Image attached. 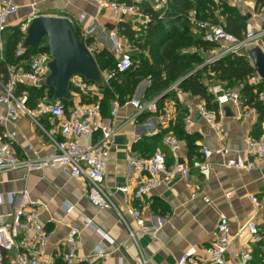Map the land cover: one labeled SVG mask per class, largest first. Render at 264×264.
I'll use <instances>...</instances> for the list:
<instances>
[{"label": "crops", "instance_id": "0c3cea01", "mask_svg": "<svg viewBox=\"0 0 264 264\" xmlns=\"http://www.w3.org/2000/svg\"><path fill=\"white\" fill-rule=\"evenodd\" d=\"M19 5L18 12L9 18V26L15 27L21 20L36 15L68 16L77 30L91 28L89 39L96 55L100 51L108 50L116 58L109 39V31L116 29L121 41L126 43L122 35L120 24H126L140 31L142 24L149 17L145 14L143 21L137 20L129 14H117L110 8H101L90 0H15ZM139 6L144 3L155 10H161L158 0L142 2L135 0ZM240 8H248L255 4V0H236ZM245 14V13H242ZM247 19V28L264 30V14L253 13ZM194 32L200 33L196 28ZM1 45V40H0ZM2 46V45H1ZM219 44L214 50L201 52L205 63L221 50ZM208 64V63H206ZM147 84L144 85V82ZM218 82V81H217ZM143 85V86H142ZM149 80L142 81L134 95L145 102L144 93ZM142 87L141 92L139 89ZM1 91V87H0ZM176 96L180 105L188 109V117L192 119V130L200 138L199 158L203 156V146L213 151L222 147L230 149V156L243 154L246 140L249 136L256 137L263 131V121L260 115H244L241 108L229 102L219 108L218 119L223 127L222 133L217 134L214 127L199 114L197 106L203 100L194 94L177 90ZM133 97V98H134ZM177 98L168 97L164 102L161 113H154L145 120L139 118L130 120L134 115V107L126 100L121 103L118 116H111V103L107 113L102 117L111 126L118 128L116 135L117 147L110 154L107 171L106 187L114 192L118 206L125 210L128 205L123 193L117 188L127 185L131 188L137 186L144 174L130 168L127 157L130 154L142 155L143 152L134 146L144 137L152 138V147L165 151L169 163L176 158L164 146L162 133L172 129L173 122L178 115ZM73 107L74 100L69 101ZM7 108L0 105V127L3 132L17 131L15 148L18 155L25 159L36 155L28 147H34L39 155L54 152L51 141L45 137L31 118L26 115L16 120L7 119ZM151 120L152 127L157 133H149L144 126ZM43 124L49 130L54 129L52 120L43 119ZM154 139V140H153ZM144 141V140H142ZM179 155L191 165V174L187 179L169 175L163 184L156 188L151 195L143 200H135L132 205L139 207L143 212V219L147 230L140 227L134 218L127 216L125 223L113 208H100L95 206L87 194V182L84 178L73 177L69 170L63 168H44L29 171L22 166L17 169L0 172V193L8 202V195H16L15 206L21 202V194L28 190L40 211V216L53 231V236L47 246L46 259L55 260L56 264H64L63 254L66 249L63 239L72 228L79 231V253L84 258L97 256V249L103 252L95 264H138L145 260L147 264H178L179 257L188 253L190 258L208 259L205 248L215 239L218 223L222 216H226L231 226L232 246L228 259L235 264L240 252L251 243L249 222L264 230V207L257 208L251 201L252 195H257L264 202V166L259 165L251 172L226 167L224 159L218 154L209 158L211 171L204 174L199 168L193 166L197 155L190 160L187 141L184 140ZM142 143V142H141ZM145 145V144H142ZM141 148V145L138 146ZM152 152L153 151L151 148ZM210 201L207 202L206 199ZM73 205L68 210L67 204ZM7 204L3 209H7ZM87 217L92 218L93 225L87 224ZM131 230L133 232H131ZM259 243L253 244V258L250 264H264V248ZM5 264H13L16 252H4Z\"/></svg>", "mask_w": 264, "mask_h": 264}, {"label": "built area", "instance_id": "2783aa9c", "mask_svg": "<svg viewBox=\"0 0 264 264\" xmlns=\"http://www.w3.org/2000/svg\"><path fill=\"white\" fill-rule=\"evenodd\" d=\"M99 9L110 8L117 14H129L135 16L137 20L143 21L145 14L135 0H90ZM142 2H154V0H141ZM160 8H166L169 0H158ZM255 13V4L251 6ZM19 10V5L15 0H0V35L9 26V18ZM264 14V7L261 12ZM190 21L196 29L203 34V38L211 43L222 44L221 50L214 56H210L209 63L221 58L231 52H240L250 47L257 46L264 53V30L248 29L242 38L225 29L221 24H214L209 20L197 18L196 11H191ZM33 17H27L18 24L21 32L25 34ZM91 28L81 31L83 40L93 52V44L89 42ZM109 39L116 54V72H126L133 66V59L130 48L121 41L116 29L109 31ZM2 45V43H1ZM51 60L49 51H42L32 55L29 60L18 65L10 66V78L7 84L0 81V105L7 108V119L14 121L21 115L29 116L43 135L47 137L53 147L54 152L46 155H39L34 147L29 146V151L36 155L28 158H21L15 148L17 131L11 130L0 133V172L5 170L26 167L29 171L44 168H63L69 170L70 174L76 178H84L87 182V194L91 202L100 208H113L120 218L127 223V216L135 219L137 224L147 230L143 219V212L139 207L132 205L135 200H143L146 196L161 186L165 178L169 175L179 176L187 179L191 174V165L179 155L184 141L178 138L173 132H168L163 137V144L166 146L176 160L169 163L166 153L158 149L154 154L147 157H140L130 154L127 162L130 168L144 174L141 182L131 188L127 185L119 186L117 189L123 193L125 202L128 205L122 210L116 200L114 192H111L106 185L107 171L110 162V154L113 148L117 147L116 135L119 129L111 126L102 117L101 100L104 92L99 85L87 82L84 78L75 75L72 78L74 105L67 107L64 101H49L47 92L45 96L38 100L35 107H30L28 90H23L20 95L16 94L18 86L22 85H42L49 73V62ZM106 78L108 79V77ZM249 83L254 86L260 85L264 79L256 71L250 78ZM174 85L173 87H175ZM243 83L235 88H228L220 83L212 85L209 83L208 90L214 95L215 102L220 108L232 102L242 109L244 115H260L256 105H246L242 93ZM157 98L149 101H142L132 98L128 101L135 113L130 120H137L144 112L157 111ZM257 101L264 103V90L258 92ZM118 97L111 101V116L115 119L121 108ZM201 117L208 121L217 134H221L223 127L215 111L206 107L204 102L197 106ZM52 120L55 127L49 130L43 124V119ZM192 119L188 117L185 121V129L188 134L193 133ZM151 120L145 122L149 133H157V128L152 127ZM204 158H196L193 166L199 168L208 175L211 171L209 158L213 154L223 157L226 167L237 170L251 172L259 165L264 166V121L263 131L259 136H249L246 140L244 153L230 156V149L222 147L213 151L208 146H203ZM21 202L15 206L16 195L10 193L8 202L5 196L0 193V264H5L4 252H16L13 264H56L55 260H47V246L53 236V231L49 229L47 223L40 216L37 204L31 200L28 190L22 192ZM207 202L210 200L207 198ZM251 201L257 208L264 207V202L257 195L251 196ZM7 204V209L3 206ZM68 210L73 205L67 204ZM87 224L93 225V220L87 217ZM251 232V243L240 252L238 261L235 264H250L253 258V244L259 242L264 236V230L259 229L255 223L247 224ZM131 232H133L131 230ZM79 231L72 228L63 239L65 251L63 254L64 264H95L103 257L100 248L97 249V256L84 258L79 253ZM231 226L228 218L222 216L217 227V233L213 242L205 248L208 259L190 258L188 253L182 254L178 259V264H230L228 255L231 250L233 238L231 236ZM138 264H147L145 260Z\"/></svg>", "mask_w": 264, "mask_h": 264}, {"label": "trees", "instance_id": "16d2710c", "mask_svg": "<svg viewBox=\"0 0 264 264\" xmlns=\"http://www.w3.org/2000/svg\"><path fill=\"white\" fill-rule=\"evenodd\" d=\"M139 7L149 17V20L142 24L145 32L144 37L142 28L137 31L129 25L120 24L121 31L132 48L140 47L149 50L150 56H141L134 60L131 53L133 59L131 69L126 72H116L110 76L116 70V58L108 50L100 51L95 55L103 74L110 76L105 79L103 85H100L104 92V97L101 100L102 112L107 113L111 101L116 97L121 103L132 99L139 84L144 80H149V85L144 93L145 101L156 99L163 93L164 95L156 101L157 111L144 112L139 117L140 120L143 121L154 113H161L160 110L163 109L164 102L168 97L177 98V90L199 96L208 109L219 115L218 104L215 102L214 95L208 90L210 81H218L228 88H235L243 83L242 93L245 104L256 105L260 119L264 121V103L257 101L258 92L264 90V81L258 86L249 83L248 80L256 72V69L248 54L245 51L231 52L206 64L201 52L212 51L218 44L208 42L203 38L202 33L194 32L196 26L189 18L191 11L194 10L198 19L221 24L227 31L242 38L247 29V19L236 5L232 6L228 2L219 5L215 0H169L168 6L161 10H155L145 3ZM263 7L264 0H255L256 12H261ZM218 8H221V11L217 13ZM77 31L82 38L80 31ZM24 36L25 34L18 26L7 27L0 35L2 43V46L0 45V81L3 84H7L9 81L10 66L29 60L35 53L48 51L47 40H44L38 48L24 49L22 47ZM89 42L91 43L92 40L89 39ZM196 68L198 70L190 74ZM174 85L176 86L173 87ZM25 89L29 92L27 104L32 108L36 106L38 100L45 96L46 92L49 101H53V90L48 88L45 83L42 85L21 84L18 86L16 94L20 95ZM73 89L71 83V91ZM64 103L69 107V101H64ZM177 108V119L173 122L171 130L162 133V140L168 132H173L178 138L187 141L190 160L195 155L199 158L197 141L200 136L194 132L187 133L185 121L188 109L180 105L178 98ZM2 132L0 127V133ZM142 140L134 146L135 149L144 151L142 155L138 156L147 157L157 151V146L152 147L151 137H143ZM139 145L141 148L138 147ZM151 148L156 151L151 153ZM258 243L261 248H264V236Z\"/></svg>", "mask_w": 264, "mask_h": 264}, {"label": "water", "instance_id": "95a60500", "mask_svg": "<svg viewBox=\"0 0 264 264\" xmlns=\"http://www.w3.org/2000/svg\"><path fill=\"white\" fill-rule=\"evenodd\" d=\"M251 16V12L245 14L246 19ZM44 40H47V48L51 57L50 73L44 83L53 90V101H73L71 83L75 75L99 86L105 83L106 77L98 65L95 54L80 37L77 28L68 16H34L25 32L22 47L24 49L38 48ZM247 54L258 74L264 79L263 51L254 46L247 50ZM146 84L147 81L144 82V85ZM141 89L142 87L139 93ZM163 95L164 93L157 100ZM200 116L199 113L197 118Z\"/></svg>", "mask_w": 264, "mask_h": 264}, {"label": "rangeland", "instance_id": "374dc122", "mask_svg": "<svg viewBox=\"0 0 264 264\" xmlns=\"http://www.w3.org/2000/svg\"><path fill=\"white\" fill-rule=\"evenodd\" d=\"M216 1V3L217 4H219V5H221V4H223L224 2H228L230 5H232V6H235L236 5V0H215ZM239 10H240V12L241 13H245V14H247V13H249V12H251V14H253V8L252 7H250V8H248L246 5H243V6H241L240 8H239ZM219 11H221V8H218V10L216 11L217 13L219 12ZM253 16V15H252ZM251 17H249L248 19H250ZM142 28V32H143V34H142V32H141V34L143 35V37H144V34H145V32H144V27L142 26L141 27ZM248 30V28L246 29V31ZM245 31V32H246ZM130 49H131V53H132V55H133V58H134V60H137L139 57H141V56H144V57H147V56H150L149 55V50H144V49H142V48H140V47H138V48H132V45L130 44V43H128L127 41H126V43H125ZM49 73H50V71H49ZM49 73L47 74V76L49 75ZM47 76H46V78H47ZM105 76H108L107 74H105ZM210 84H212V85H217V84H220L221 82H217V81H210L209 82ZM135 98V97H134ZM138 99H140V98H138ZM141 100V99H140ZM129 101V100H128Z\"/></svg>", "mask_w": 264, "mask_h": 264}]
</instances>
